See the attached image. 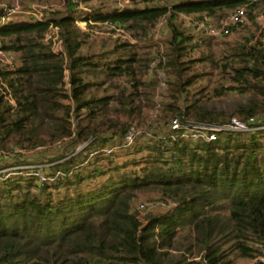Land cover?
<instances>
[{
	"label": "trees",
	"instance_id": "1",
	"mask_svg": "<svg viewBox=\"0 0 264 264\" xmlns=\"http://www.w3.org/2000/svg\"><path fill=\"white\" fill-rule=\"evenodd\" d=\"M63 1L38 20L9 15L0 0V50L18 54L19 62L0 63V171L32 165L64 173L50 183H40L29 168L0 174V264H236L235 257L264 264L256 260L264 246V130L219 133L213 141L150 138L132 148L147 150L144 156L115 157L131 149L123 146L125 134L146 116L143 107L154 104L159 81L155 70L148 75L152 45L146 40L158 19L166 16L169 33L163 54L171 100L161 106L162 119L177 114L182 122H221L227 120L221 112L184 102L199 79L184 57L208 36L196 43L179 15L226 17L246 4L254 19L264 0H132L121 9L95 5L90 11ZM76 19L114 22L144 40L146 50L117 38L104 52L115 58L96 60L83 50L94 33ZM50 25L59 28L63 55L43 41ZM263 36L233 46L220 65L210 54L200 58L220 67L221 83L211 97L248 92V102L236 109L243 120L264 111ZM107 82L117 88L114 95L100 93ZM60 140L43 165L34 163L44 159L13 148L52 147ZM82 143L87 146L78 150ZM109 146L120 150L90 156ZM11 152L18 155L6 160ZM188 183L196 192L165 211L140 216L133 205L138 192L157 191L165 199Z\"/></svg>",
	"mask_w": 264,
	"mask_h": 264
},
{
	"label": "rangeland",
	"instance_id": "2",
	"mask_svg": "<svg viewBox=\"0 0 264 264\" xmlns=\"http://www.w3.org/2000/svg\"><path fill=\"white\" fill-rule=\"evenodd\" d=\"M28 1L29 0H1V5L3 7L19 6L21 8H24L26 6V2ZM108 1L111 3L112 0H108ZM134 1L135 3H137V1L141 2L142 0H134ZM35 2H45L48 4L60 5V3L63 2V0L29 1L30 4ZM101 2L103 1L83 0V2H81L82 8L79 7V9H81V11L84 9L91 10V6L104 4ZM17 16H19L18 18H21L22 16H27V14L17 13ZM223 18H225V16L224 17L215 16L213 18L214 24H218L219 21ZM95 31H100V29L96 28ZM189 31L191 32L192 30ZM263 35H264V3H260L258 8L256 9V14L254 19H251L249 18V16H247L246 23H244L242 26H239L237 29H232L231 34L227 36H222L219 39H211L208 37H204V40L196 48L195 52L193 53L192 51H190L188 52L187 56L184 57L185 61L191 62L190 73L195 72L199 74V79L189 89V94L187 95L188 99H185L186 101L184 100L185 104L191 103L190 101L197 100V102L200 105L204 106L205 108L213 109L216 110L217 112H221L224 116V119H227L231 116H236L237 105L247 103L248 99L250 98L249 97L250 95L248 94V92L244 94H240L236 92V90H231L230 93L226 95H222L219 97H211L210 96L211 89L214 86H218L221 83L220 67L213 66L209 61L201 60L200 58L202 57L203 54H210L212 59L220 65L224 62L223 57L230 53V50L233 46H235L238 43H242L247 38L253 39L258 36L261 37ZM168 37H169V33L165 32L163 34V38L161 39V42L163 43L164 47L167 44ZM113 40L114 39L107 37V35L104 33L95 32L94 35H92L91 38L89 39L88 44L83 46V50L88 52L89 54H94L96 60L98 59V57L101 60H105V59L111 60L115 58V55L110 53L107 54L104 52L113 47L114 44ZM143 41L144 40H142V42L138 41L139 45H143L144 44ZM147 41L151 42V40L149 41L148 39L146 40V42ZM151 44H153V42H151ZM139 45H137L138 52L139 53L143 51L145 52L146 49L142 48L143 46H139ZM147 51L150 50L148 49ZM17 55L11 53L10 56L8 53L0 52V63L7 65H12L13 63L18 64L19 62ZM101 56H104L105 58H102ZM101 88L105 90L100 92L102 95L104 93L109 95L112 94L114 95L115 92L117 91V88L114 87L113 85H110V83L108 82L107 84L103 85ZM170 100L171 98L168 95L167 87L163 89L162 87L160 88L159 86L157 90L154 91V97H152V101H154L153 106L148 109L147 107L145 108L143 107V111H145L146 116H144L142 120H139L140 118L134 119L133 123L139 127H143L149 123H152V127L156 126V129L165 126L164 124L166 123V121L163 120L161 117L162 115L161 106L162 104L167 103ZM157 102L159 103L158 105ZM184 102L180 101L179 104L184 105ZM262 114H264V111L260 112V115ZM109 116L113 117L115 116V114L109 112ZM45 137L46 139H49V136L45 135ZM60 141L54 142L52 144V147L47 146L49 148L36 147L29 150L20 149L18 147H13V148L15 149L14 151L18 152V154L19 152H22L21 154L25 155L26 158H29L32 155L35 156L36 158H39L38 160L44 159V161L34 163V165H41V164L43 165L49 163L46 159L52 155V152H54L55 149L60 147V145L62 144V141L61 142ZM133 146L130 147L131 148L130 150H122L121 152L117 153V155L115 156L116 159L122 161L130 158L132 155L136 157H141L147 153V150L144 149L139 152H133L132 149ZM15 154L11 152V154L6 155L8 158L6 160L15 159ZM7 162L8 161H4V163ZM10 162L13 163L14 161H10ZM26 166H32V165H21V166L17 165V166L5 167L1 169L0 174L7 172L9 173L13 170H20L19 167H26ZM91 181L92 180L90 179H86L85 183L89 185ZM194 192H196V186L192 183L184 184L178 193L170 194V196L166 197L165 199H160V195L157 191H152V190L142 191L137 193V198L134 201L133 205L136 208V210L140 212L139 215L142 216L144 212L149 210L165 211L173 206H176L182 203ZM234 260L236 264H250V260L246 258L235 257Z\"/></svg>",
	"mask_w": 264,
	"mask_h": 264
},
{
	"label": "built area",
	"instance_id": "3",
	"mask_svg": "<svg viewBox=\"0 0 264 264\" xmlns=\"http://www.w3.org/2000/svg\"><path fill=\"white\" fill-rule=\"evenodd\" d=\"M77 1L78 7L82 8L81 2L83 0H75ZM85 1V0H84ZM170 2V1H169ZM63 3L60 5L56 4H48L45 2H35L30 5V8L23 9L19 6L10 7L4 6V9L8 11L9 15L17 14V13H25L27 15L33 16L38 20H42L44 18V10H55L60 9L63 6ZM115 6L118 9L124 8L126 6L131 5V0H114ZM169 4L168 6H170ZM84 9V8H83ZM85 11H90L88 9H84ZM180 19L183 21V24L187 26L195 35V42L198 43L201 40L203 35L211 37L212 39H219L222 36H227L231 34L233 28H238L246 23L247 19V11L246 4H242L236 7L234 10L230 11L229 14L221 19L218 24H214L213 18L210 16H203L202 18H198L193 14L180 13ZM75 23L85 31H92L93 33H104L107 37L111 39H122L126 40L131 44H139V42L133 38L132 34L125 29L124 27L111 22L109 20L106 21H93V19L82 20L76 19ZM101 25L100 31H95V29L89 28V25ZM102 28V29H101ZM168 32L167 28V19L166 16H162L158 19L156 24L151 30V42H149L151 46V61L148 69V75L152 76L153 71L155 70L158 78V86L165 89L168 87V74L166 73V69L164 67V54L165 47L161 42L163 38V34ZM44 42H48L51 44V48L54 52L64 54V49L62 46V40L59 36V28L55 25H50L43 37ZM0 52H2L0 50ZM193 53L195 51H192ZM10 55V54H9ZM11 56V55H10ZM160 58L163 60V66L158 68V64ZM64 77V81L68 84V76L67 71ZM157 90V89H156ZM159 103L157 102V105ZM165 126L157 128L156 126L152 127V123H149L143 127H139L137 125H132L129 131L125 134V143L123 146H133L136 142H141L148 140L150 138H158L165 139L175 137H179L185 140L190 141H213L218 138L219 133L224 132H241L248 133L253 131L264 130V115H257L254 117H249L246 120L240 119L237 116H231L227 118V120L216 122V121H195L191 118H186L183 122L180 120L178 115H170ZM154 131V132H153ZM87 146V143H82L78 150H82ZM120 147L118 146H109L102 149H95L90 152V156H98L100 155H108L114 152H118ZM19 168H29L30 174H33L38 177L40 183L46 182L50 183V181L61 177L64 175L60 170H56L53 175L46 174L43 171L41 166H26ZM37 169V170H35ZM256 260L264 263V246H260V255L256 258ZM255 260V261H256ZM253 260H250V263L253 264Z\"/></svg>",
	"mask_w": 264,
	"mask_h": 264
},
{
	"label": "crops",
	"instance_id": "4",
	"mask_svg": "<svg viewBox=\"0 0 264 264\" xmlns=\"http://www.w3.org/2000/svg\"><path fill=\"white\" fill-rule=\"evenodd\" d=\"M101 1H103L101 3H104L103 5H101V6H104L105 7L104 9H108L109 10L110 8H112V7L115 6L114 0H112L111 3L108 0H105V1L104 0H101ZM95 25H97V24H95ZM97 26H99V25H97ZM96 28H99V27H96ZM96 28H94V29H96ZM139 46H143V45H139Z\"/></svg>",
	"mask_w": 264,
	"mask_h": 264
}]
</instances>
